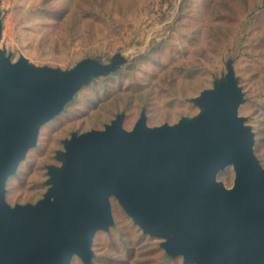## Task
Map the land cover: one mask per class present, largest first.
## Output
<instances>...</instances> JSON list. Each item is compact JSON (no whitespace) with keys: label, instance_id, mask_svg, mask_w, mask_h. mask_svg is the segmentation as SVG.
Instances as JSON below:
<instances>
[{"label":"water","instance_id":"obj_1","mask_svg":"<svg viewBox=\"0 0 264 264\" xmlns=\"http://www.w3.org/2000/svg\"><path fill=\"white\" fill-rule=\"evenodd\" d=\"M2 27L0 15V38ZM112 62L86 59L48 79L21 59L15 77L0 52V264H71L73 256L90 263L95 234L114 224L112 197L186 264H264V168L255 132L239 116L230 61L228 83L193 99L195 116L149 126L143 110L126 129L122 112L103 129L73 132L56 153L60 164L48 166L44 197L7 202V180L41 127L91 77L123 64ZM229 166L230 187L218 179Z\"/></svg>","mask_w":264,"mask_h":264},{"label":"rangeland","instance_id":"obj_2","mask_svg":"<svg viewBox=\"0 0 264 264\" xmlns=\"http://www.w3.org/2000/svg\"><path fill=\"white\" fill-rule=\"evenodd\" d=\"M0 15V52L11 57L15 77L21 59L48 79L86 59L123 63L42 128L38 146L8 180L9 204L44 197L48 166L60 164L56 153L73 132L103 129L121 112L126 129L143 110L149 126L195 116L193 99L228 83V61L239 81V116L255 132L264 168V0H0ZM234 177L229 166L218 178L230 187ZM112 206L116 228L95 239V264H183L165 258L162 239L144 234L117 199Z\"/></svg>","mask_w":264,"mask_h":264},{"label":"trees","instance_id":"obj_3","mask_svg":"<svg viewBox=\"0 0 264 264\" xmlns=\"http://www.w3.org/2000/svg\"><path fill=\"white\" fill-rule=\"evenodd\" d=\"M1 19H2V22H3V18H2V16H1ZM94 60H97L98 62H101V63H105V62H103V61H101V60H98V59H94ZM112 60V59H111ZM229 62V61H228ZM231 63H232V66H233V68H234V65H233V62L232 61H230ZM228 64V63H227ZM122 66H123V64L122 65H120L119 67H117L115 70H113V71H111L109 74H106V75H98V76H93V77H91V79H90V81L88 82V83H86L85 85H83L74 95H73V97L64 105V107H63V109L60 111V113L59 114H57L55 117H53L51 120H49L47 123H49V122H51L52 120H54V119H56L57 117H59L61 114H63L64 112H65V110L67 109V106L70 104V103H72L74 100H75V98H76V96H77V94L83 89V88H85L86 86H89L96 78H99V77H107V76H109V75H111V74H113V73H116L117 71H119L121 68H122ZM234 70H235V68H234ZM235 74H236V72H235ZM146 111V110H145ZM122 113V112H121ZM125 113V112H124ZM119 114V113H118ZM126 115V114H125ZM125 119V118H124ZM47 123H45L42 127H41V129H40V132H39V136H38V141H37V145L36 146H34V147H32V148H30V150L28 151V153H27V156H28V154L32 151V150H34L37 146H38V144H39V139H40V135H41V130H42V128L47 124ZM124 124V123H123ZM256 144V143H255ZM27 156H26V158H27ZM26 158L23 160V161H25L26 160ZM22 161V162H23ZM21 162V163H22ZM21 163H20V165H21ZM20 165H19V167H18V169H17V171L14 173V174H12L9 178H8V180L11 178V177H13V176H15L17 173H18V171H19V168H20ZM224 169H222V170H220L219 172H218V177H219V174H220V172H222ZM219 179V178H218ZM7 180V183H6V188H7V184H8V181ZM220 180V179H219ZM226 185V184H225ZM112 199H116V198H114V197H112L111 198V203H112ZM120 204V203H119ZM121 206V205H120ZM122 207V206H121ZM122 209H123V207H122ZM124 210V209H123ZM112 211H113V206H112ZM124 212L126 213V211L124 210ZM127 214V213H126ZM128 215V214H127ZM113 216H114V213H113ZM129 216V215H128ZM130 217V216H129ZM130 219L134 222V220L130 217ZM135 223V222H134ZM136 225H138L137 223H135ZM139 226V225H138ZM116 228V220H115V217H114V224L113 225H111L110 227H109V230H99V231H97V233L95 234V237H94V240H93V245H92V249H93V257H92V260H91V262L90 263H85L84 261H82V259H80L78 256H73V258H72V261H71V264H73L74 263V260L75 259H80L81 261H82V264H95L94 263V260H95V251H94V244H95V239L101 234V233H103V234H105V235H112V231L114 230ZM139 228L143 231V233L144 234H146V235H148V236H151V235H149L148 233H145L144 232V230L139 226ZM151 237H155V236H151ZM110 238H112V236L110 237ZM162 241H163V239H162ZM161 241V242H162ZM122 242L124 243V240H122ZM161 242H160V247L165 251V258H167L168 260H173V259H175V258H177V257H181L182 258V260H183V257L181 256V255H178V256H175V257H173V256H171L166 250H165V248L164 247H162L161 246ZM183 264H186V263H184V260H183ZM187 264H190V263H187Z\"/></svg>","mask_w":264,"mask_h":264}]
</instances>
